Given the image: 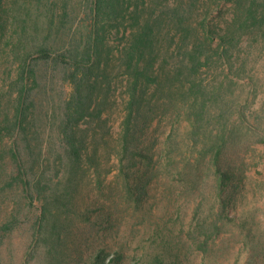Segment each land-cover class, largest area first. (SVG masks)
<instances>
[{"label": "trees", "instance_id": "obj_1", "mask_svg": "<svg viewBox=\"0 0 264 264\" xmlns=\"http://www.w3.org/2000/svg\"><path fill=\"white\" fill-rule=\"evenodd\" d=\"M140 1L0 0V60L10 64L0 81V201L12 202L0 212V264L14 238L19 264H191L169 224H153L130 255L91 249L78 222H109L114 205L95 200L91 220L78 197L89 174L105 191L112 171L136 210L153 180L174 176L203 264L228 227L244 241L231 264H264L260 221L250 209L229 214L241 154L264 145V0H223L220 20V0H174L160 14L145 12L156 0ZM116 70L126 83L114 133ZM160 116L170 130L155 150L148 131Z\"/></svg>", "mask_w": 264, "mask_h": 264}, {"label": "rangeland", "instance_id": "obj_2", "mask_svg": "<svg viewBox=\"0 0 264 264\" xmlns=\"http://www.w3.org/2000/svg\"><path fill=\"white\" fill-rule=\"evenodd\" d=\"M140 3V0H136ZM174 0H156V3L145 10L146 13L154 11L160 14L162 10ZM206 2V1H205ZM221 14L214 10V15L218 19H222L228 14L229 4H225L223 0H220ZM215 3V2H207ZM205 3H201L199 10L202 12ZM207 4V5H208ZM210 6V5H209ZM61 7L60 4L57 6ZM212 7V6H211ZM83 13L81 17H83ZM110 40V45L113 51L116 53L121 48L117 38ZM111 39V38H110ZM1 55V54H0ZM115 65L118 64V60L115 58ZM171 61V60H169ZM10 68L9 62L4 58L0 60V81L3 80ZM264 72V70H263ZM116 77L114 78L112 85V101L109 114V125H111L114 133L117 132L119 123L121 121V110L123 108L122 101L125 95V83L124 77L121 72L116 70L114 72ZM67 91L69 88H66ZM171 118L168 116L158 117L152 124L148 131V137L150 140L155 141V150L161 148L162 143L170 130ZM185 124L181 125L182 134L185 130ZM181 140L180 135L177 137ZM242 167L243 179L238 188L236 189L233 201L229 209L230 216H239L243 211L252 210L256 220L260 221V234H264V145H255L251 151L242 153L239 160ZM116 171L110 172L106 177L104 184L106 185L105 191L100 192L95 184L94 176L89 174L87 178V184L82 187L79 195V201L81 208L83 205L91 209V220L98 216L97 209L100 207L97 202L100 201L104 204V199L107 196L114 207L108 213H112L111 220L104 222L102 225L91 228L90 225L84 222H78V233L86 237V242L90 245L91 249H95V245L105 249L106 251H112L114 247H122V250L127 255L132 254L137 250L140 244H145L151 234V226L158 223L161 226L169 224L173 232L177 236H180L187 247L184 248L182 254L186 257L191 264H203V254L198 250L195 241L190 236L194 233L192 229V210L191 205L186 204L185 196L181 195V191L177 187V182L174 176L171 174H160L156 180L150 186L149 193L145 197L144 204L141 209H134L133 204L127 202L126 194L120 179L116 177ZM167 185V186H166ZM166 192V193H165ZM0 201V212L12 204L10 199ZM109 202L107 201L108 205ZM110 205V204H109ZM151 209L152 213L149 212ZM104 212L107 213V210ZM3 216V212H2ZM90 220V221H91ZM21 239L25 245L26 241ZM14 244L8 245L11 250H4L2 248V261L3 264H19L21 260V246L17 244L16 238H14ZM19 241V240H18ZM177 241V240H176ZM243 238L230 228H225L224 232L215 236L213 240L209 242V253L211 255L210 262L207 264H231L233 263L236 254L243 248ZM12 243V242H11ZM10 243V244H11ZM16 244V246H15ZM93 245V246H92ZM91 251V250H90Z\"/></svg>", "mask_w": 264, "mask_h": 264}]
</instances>
